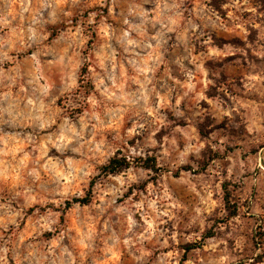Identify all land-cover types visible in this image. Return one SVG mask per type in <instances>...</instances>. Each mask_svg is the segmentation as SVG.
<instances>
[{"label":"clouds","instance_id":"obj_1","mask_svg":"<svg viewBox=\"0 0 264 264\" xmlns=\"http://www.w3.org/2000/svg\"><path fill=\"white\" fill-rule=\"evenodd\" d=\"M0 264H264V0H0Z\"/></svg>","mask_w":264,"mask_h":264}]
</instances>
